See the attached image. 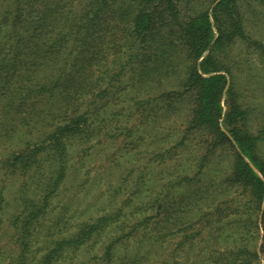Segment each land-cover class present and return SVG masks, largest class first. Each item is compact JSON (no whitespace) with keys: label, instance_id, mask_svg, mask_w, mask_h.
I'll use <instances>...</instances> for the list:
<instances>
[{"label":"trees","instance_id":"trees-1","mask_svg":"<svg viewBox=\"0 0 264 264\" xmlns=\"http://www.w3.org/2000/svg\"><path fill=\"white\" fill-rule=\"evenodd\" d=\"M244 25L238 0H211L189 18L181 16L179 0H0L3 112L22 115L27 125L35 119L44 126L12 162L24 172H38L49 163L44 192L38 200H27L14 264H55L66 252L95 241L119 216L120 211L83 221L70 235L55 237L41 255L27 256L34 240L32 223L65 177L70 145L74 139L100 138L108 105L117 103L112 79L104 86L103 76L114 72L119 80L129 76L127 68L137 110L155 111L170 122L180 105L192 104L181 136L165 151L170 158L182 154L179 149L187 152L190 136L198 137L197 153L187 152L179 172L140 206L154 213L132 225L134 244L117 256L118 263L146 264L152 248L177 238V250H196L195 264H264V125L251 128L227 59L237 40L258 46L264 56V44L249 37ZM126 114L130 118L132 109ZM223 153L229 155L224 176L217 160ZM212 161L216 174L204 190L240 191L243 203L233 195L222 198L224 207H215V201L201 195L198 182L210 173ZM232 216L245 217V225L260 223V246L245 240L239 227L224 234L230 236L224 241ZM125 234L106 245L105 264L118 254Z\"/></svg>","mask_w":264,"mask_h":264},{"label":"rangeland","instance_id":"rangeland-1","mask_svg":"<svg viewBox=\"0 0 264 264\" xmlns=\"http://www.w3.org/2000/svg\"><path fill=\"white\" fill-rule=\"evenodd\" d=\"M210 3L211 0H179L181 16L192 17L207 9ZM238 3L244 17L246 34L264 44V4L260 0H238ZM227 54L228 66L232 71L231 80L235 82L239 102L249 112L251 128L259 129L264 125V56L258 46L244 40H237L230 45ZM127 70L129 76L125 73V76L120 75L119 80H115L117 77H114V72L103 76L104 86L112 79L115 86L113 100L117 103L110 102L108 105L106 119L102 124L105 131L100 138L90 141L74 139L70 145L65 177L37 221L32 223L34 240L28 248V257L33 252L37 256L41 255L55 237L70 235L79 223L120 211L116 220L100 237L75 252H66L55 263L105 264L103 257L106 245L111 239H117L126 233L123 236L124 240L127 237L126 241L120 245L118 254L108 262L119 264L117 256L123 255L134 244V237L129 234L132 225L143 215L154 213V210L140 206L154 197L161 184L179 172L187 154L194 152V137H198L197 135L190 136L188 153L179 149L183 155L170 158L165 152L181 136L192 104L180 105L170 122L159 113L155 115V111L137 110L132 100L137 93L130 89V84L127 85L132 72L129 68ZM120 100L123 101L119 105ZM153 105L157 111L156 101ZM3 106L4 101L0 98V264H14L21 249L19 227L23 214H27L29 210L27 200H38L44 192L42 184L48 175L49 163L45 162L44 168L38 172L33 169L24 172L21 167L13 164V157L24 150L28 142L35 141L44 126L35 124V119L27 125L22 115L4 113L3 110H6ZM129 109L133 111L130 118L126 114ZM133 123H136L135 128ZM32 125L34 126L31 127ZM131 128L133 130L130 132ZM200 151L198 155L201 154ZM162 153L165 155L161 156ZM217 160L223 169L220 175L224 176L227 173L229 155L223 153ZM214 164L212 161L210 173L202 176L198 182L203 189L201 195L215 201V207H224L222 198L228 199L233 195L243 203L245 198L238 196L240 191L225 195L217 194L212 188L204 190L205 183L216 174ZM244 219L245 217L232 216L228 222L226 220L220 223L221 226L227 222L228 232L222 233L224 241L230 240V236L224 237V234L229 235L234 227H239L245 240L250 241L252 246H260L263 235L260 223L257 221L258 224L254 222L255 225H245ZM176 241L177 238H167L162 246L152 248L151 261L146 264H195L196 250L187 253L179 251L176 249ZM223 243L220 241L219 246ZM203 244L204 242H200L198 247Z\"/></svg>","mask_w":264,"mask_h":264}]
</instances>
